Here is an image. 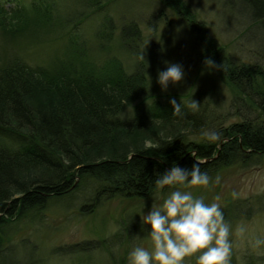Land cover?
<instances>
[{
  "label": "trees",
  "instance_id": "1",
  "mask_svg": "<svg viewBox=\"0 0 264 264\" xmlns=\"http://www.w3.org/2000/svg\"><path fill=\"white\" fill-rule=\"evenodd\" d=\"M113 1L69 0L82 8L78 13L74 9L69 14L65 11L61 17L57 0H35L29 8L15 4L8 9L0 4V25L14 24L15 29L37 35L53 25L67 27L82 13L89 16L88 20L94 13L99 17L100 8ZM160 1L186 19L195 33L200 57L222 64V71H215L229 92L228 111L224 115L222 111L227 107L217 104L212 87H190L185 94L164 93L166 90L157 82L161 67L156 66L161 63L153 61L155 50L150 44L145 50L137 48L141 32L135 22L124 25L120 33V48L136 58L128 66L114 56L99 66L91 61L78 65L73 61L63 63L58 70L32 66L18 57L0 62V264H39L36 255L32 261L20 260L25 254L8 241L9 232L22 218H37L51 202L67 196L68 201H74L71 195L78 189L86 190L84 208L91 209L111 197L154 196L157 174L174 164L191 169L196 160L204 161L201 170L211 176L232 164L246 167L264 158V66L235 61L201 22L193 20L183 0ZM242 3L245 10L253 12L247 22L252 24L251 33L256 37L257 26L264 28V0ZM108 22L100 21L93 30L100 50L108 47L114 30ZM180 61L184 70L186 62ZM173 98L181 102L183 116L172 114L169 101ZM191 99L200 103L196 112L186 107ZM130 105L132 114L122 117ZM230 115L238 120L227 124ZM206 128L221 133V139L207 141L202 135ZM137 132H145L156 140L155 144L140 148L135 139ZM160 132L164 136L160 137ZM263 203L264 193L251 200L228 201L221 210L228 222L249 218ZM129 219L132 227L124 232L120 224L111 238L105 236L102 240L107 243L110 264H128L127 253L119 256L111 251L114 240L119 238L128 246L135 230L143 231L141 221ZM245 256L247 264H264L262 254L259 259L250 253ZM190 264H196V259ZM230 264H235L233 259Z\"/></svg>",
  "mask_w": 264,
  "mask_h": 264
},
{
  "label": "rangeland",
  "instance_id": "2",
  "mask_svg": "<svg viewBox=\"0 0 264 264\" xmlns=\"http://www.w3.org/2000/svg\"><path fill=\"white\" fill-rule=\"evenodd\" d=\"M34 1L0 0V4L8 9L14 8L15 4L29 8ZM68 1L57 0L56 5L61 9L59 17L64 16L65 11L69 14L73 13L74 9V13H78L76 11L82 8V5ZM183 1L193 14V20L201 22L207 28L209 35L215 38L235 61L257 62L264 66V28L262 25L257 26L256 37L251 33L252 24L247 21H251L253 12L244 9L242 0H225L226 5L224 0ZM100 9L99 17L94 13L90 19L92 21L88 20L89 16L85 17L82 13L74 17L73 21H69L67 27L62 24L53 25L49 31H41L37 35L24 32V29H15L14 24L0 25V62L18 57L32 66L42 65L45 68L58 70L63 63L70 64L73 61L76 64L83 61L89 64L91 61L99 66L114 56L128 66L136 58L133 59L134 56L130 52L120 48V33L124 25L135 22L141 32L136 46L137 48L141 46L139 51L145 50L148 44L151 48L154 47L153 61L156 64L161 63V66L155 65L157 69L161 67L159 71L166 70V62L179 65H181L180 60L186 62L184 78L175 84L170 82L169 91L166 90L164 93L185 94L190 91V87L195 90L212 87L215 89L217 104L220 102L224 108L227 107L222 111L224 115L226 114L229 92L219 80L215 68L209 69L204 63L205 59L200 57V52L196 49L198 45L194 40L195 33L184 17L175 15L160 0H115ZM158 11H162L163 14L160 16ZM84 12L89 13L88 10ZM100 21L108 22V25L114 28L108 47L104 50H100L97 45L98 39L93 34L96 24ZM76 53L77 56H73ZM161 54L164 55L163 58L160 57ZM131 114L132 105L125 109L122 117H129ZM237 120L236 115H230L226 123ZM205 131L210 129L206 128L202 132ZM143 133L135 136L139 147L154 145L156 140ZM158 134L160 137L163 135L161 132ZM209 177L210 183L207 187H180V190L189 191L194 197H203L205 204L219 203L220 207L231 200H251L264 193V158L246 167L240 163L232 164L217 170ZM173 190L175 189L145 199L111 197L99 201L92 207L93 209H90L84 208L85 199H82L86 190L78 189L71 195L74 201H68L70 196H67L65 200L47 204L37 218H22L20 223L9 232L8 241L20 247L21 251L17 250L18 252L25 254L20 259L22 262L32 261L33 256L36 255L35 260L41 261L39 264H110L107 243L102 241L104 237L111 238L120 224V230L123 229L125 232L132 227L129 225V218L134 217L141 221L142 215L153 207L159 208ZM217 196L220 197L219 201L215 200ZM259 209L249 218L227 222L231 226V259L235 264H247L249 259L245 255L248 253L254 258L256 256L257 259L261 254L264 256V246L255 248L251 243L254 237H264V203ZM238 225L246 229L242 236L236 234ZM148 228L149 226L143 225V231H133L128 246L119 238L115 239L111 251L116 255L124 256L126 253L128 255L136 245H142L150 250ZM98 244L104 250L99 249ZM83 247L88 249L83 251ZM251 251L255 252V256ZM194 258L196 259L195 255L185 258L184 264H190Z\"/></svg>",
  "mask_w": 264,
  "mask_h": 264
},
{
  "label": "clouds",
  "instance_id": "3",
  "mask_svg": "<svg viewBox=\"0 0 264 264\" xmlns=\"http://www.w3.org/2000/svg\"><path fill=\"white\" fill-rule=\"evenodd\" d=\"M141 59L144 60L143 54ZM167 63L166 70L158 71L157 82L162 90H167L169 83H178L184 78L182 65ZM209 69L222 71V64L206 58ZM174 116H183L181 102L173 98L169 101ZM200 103L191 99L186 107L196 112ZM204 138L211 142L221 139V133L205 131ZM151 147V146H149ZM204 161L196 160L191 169L173 165L163 173H158L154 180L157 194L166 187L173 188L159 208L153 207L142 215L143 225L150 226L148 235L151 249L136 245L128 254V264H184L185 258L196 256V264H230L232 242L231 226L225 222L219 203L205 204L203 197H194L189 191L180 187H207L210 177L201 170ZM219 182V178H217ZM220 197L215 198L219 201ZM246 229L238 225L237 236H242ZM255 248L264 246V237H254L251 241ZM198 254V255H197Z\"/></svg>",
  "mask_w": 264,
  "mask_h": 264
}]
</instances>
